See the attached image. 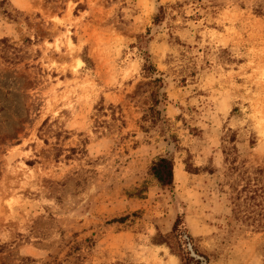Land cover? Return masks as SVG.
<instances>
[{
    "label": "rangeland",
    "instance_id": "obj_1",
    "mask_svg": "<svg viewBox=\"0 0 264 264\" xmlns=\"http://www.w3.org/2000/svg\"><path fill=\"white\" fill-rule=\"evenodd\" d=\"M256 10L264 0L0 3V264H179L153 243L178 217L209 264H264ZM162 157L169 190L151 172Z\"/></svg>",
    "mask_w": 264,
    "mask_h": 264
},
{
    "label": "trees",
    "instance_id": "obj_2",
    "mask_svg": "<svg viewBox=\"0 0 264 264\" xmlns=\"http://www.w3.org/2000/svg\"><path fill=\"white\" fill-rule=\"evenodd\" d=\"M1 4H6V0H2ZM163 12L162 8H159V13ZM256 14L264 16L262 10H256ZM161 15H156L154 18V24L157 25L161 19ZM145 36H139L138 50L143 59V71L145 73H156L150 63V57L146 51L142 48V41L145 40ZM173 159L162 157L159 158L151 167L153 177L158 182L161 189L169 190L173 186ZM155 245L166 246L170 254L178 258L179 264H209L208 256L198 252L196 240L193 239L185 226L184 220L178 217L174 222L169 233L165 235L157 234L153 239Z\"/></svg>",
    "mask_w": 264,
    "mask_h": 264
},
{
    "label": "bare ground",
    "instance_id": "obj_3",
    "mask_svg": "<svg viewBox=\"0 0 264 264\" xmlns=\"http://www.w3.org/2000/svg\"><path fill=\"white\" fill-rule=\"evenodd\" d=\"M171 264H173V262H171Z\"/></svg>",
    "mask_w": 264,
    "mask_h": 264
}]
</instances>
